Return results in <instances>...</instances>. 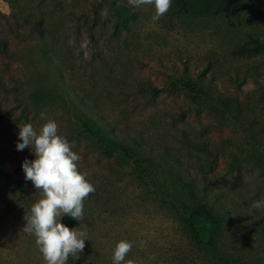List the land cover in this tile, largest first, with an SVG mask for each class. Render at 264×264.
Instances as JSON below:
<instances>
[{"label": "rangeland", "instance_id": "1", "mask_svg": "<svg viewBox=\"0 0 264 264\" xmlns=\"http://www.w3.org/2000/svg\"><path fill=\"white\" fill-rule=\"evenodd\" d=\"M2 2L0 38L8 41L17 60L40 69L35 48L11 30L24 10L35 11L41 4L42 21L60 37L66 89L60 99L50 88L52 81L45 82L42 89L29 92L42 101L30 99L25 111L18 94L0 93V105L8 112L0 121V169L8 176L0 174V264H46L35 235L22 231L24 215L42 197L41 190L24 179L21 168L25 159L35 157L29 148L16 150L19 126L31 123L39 129L45 123L41 113L57 123L59 134L80 156L78 170L95 188L83 201L82 220L60 219L69 229L87 234L83 252L78 259L73 257L79 264H113V250L121 240L133 244L126 260L134 264H177L173 257L179 243L178 221L166 202L174 192L171 181L178 175L191 178L203 191V200L226 214L229 225L223 237L228 246L248 241L252 252H260L264 259V208L251 209L253 202L264 200V173L230 171L220 152L224 141L241 143L233 121L230 126L219 124L205 109L193 108L181 92L169 88L182 76L201 74L218 92L244 103L251 100L256 109L244 113L257 126L264 124L259 115H264V0H241L237 7L216 13L198 6L183 13L171 0L169 11L158 21L151 19L153 5L133 7L127 0ZM112 4L123 5L132 16L116 23ZM45 38L50 42L52 36ZM71 39L75 46L69 45ZM83 39L91 42L88 58L79 51ZM255 41L261 49H254ZM4 67L0 64V77L6 81L8 75L23 76L24 71ZM80 116L108 135L140 143L138 149L149 161L142 167L148 170L150 187L139 179L130 160L98 147ZM187 139L205 144L214 155L207 158L191 149ZM259 141L264 148V135ZM258 225L263 230L256 231Z\"/></svg>", "mask_w": 264, "mask_h": 264}, {"label": "trees", "instance_id": "2", "mask_svg": "<svg viewBox=\"0 0 264 264\" xmlns=\"http://www.w3.org/2000/svg\"><path fill=\"white\" fill-rule=\"evenodd\" d=\"M3 1L10 4L14 2V0ZM174 1L178 6V10L183 13L190 12L191 8L196 6L204 12L216 13L220 10L233 9L241 2V0H195L194 4L192 0ZM111 9L114 10L117 16L116 23L118 24L132 16L123 5H115L114 7L112 4ZM44 13L41 4L36 6L35 11L24 10L23 18L16 19L13 16L16 19L14 22L15 29L11 30L14 36L24 39L35 48L39 55V62L42 64L41 69L34 63L25 65L17 60L15 53L9 47L8 41L0 38V58H4L9 62L6 64L1 61L0 64H5V69H8L10 65L24 71L23 76L20 78L8 75V81H6V77H0V93L12 92L18 94L16 98L23 103L22 111H25V106L30 102V99L42 101V98L38 95L30 97L29 92L33 91L35 93L37 90L42 89L45 82L52 81L50 88L60 99L61 95L63 96V90L66 89L63 77V62L59 57L61 45L58 41L60 37L56 35L57 31H54L52 26L44 24L42 21ZM2 17L6 18L3 15ZM54 17L55 15H52V18ZM23 24H25L24 27ZM47 35L52 36L50 42L45 38ZM255 43L254 49H261L260 44L257 41ZM69 53L72 54L71 51ZM233 80L236 81L237 78ZM9 82H11V85ZM148 87L153 90L152 87ZM169 88L181 92L193 108L205 109L217 118L219 124L230 126L228 122L233 121L234 129L241 133V143L234 146V143L224 141L220 152L222 156L227 157L230 171L240 172L247 169H256L264 173V148H261L259 141L264 135V124L257 126L244 113L245 109L250 112L256 109V105L251 100L249 101L247 98V102L244 103L235 95H225L218 92L211 83L206 82L201 74L182 76L172 82ZM87 105L90 107L88 103ZM7 114V109L4 110L0 105V121L4 120ZM259 115L264 118L262 113ZM80 118L79 120L86 132L96 139L97 145L102 151L130 160L138 168L139 179L144 185L150 187V178L145 173L148 170L142 167L144 162L149 164V161L142 157L140 149H138L140 143L137 140L118 139L114 134L108 135L100 130L90 120L87 121L81 116ZM186 145L193 150L202 151L207 155V158L214 155L213 151L205 144L195 143L187 139ZM0 174L8 179L2 169H0ZM171 187H173L174 192L170 193V199L166 203H168L178 221L176 228L179 243L173 257L176 259L177 264H264L261 253L258 251L253 253L248 241L234 248L224 242L223 236L226 227L229 225L226 214L220 213L203 200V191L195 187L191 178H182L181 175H178L171 181ZM255 230H263V227L258 225ZM261 240L264 243L262 237ZM66 264L79 263L72 256H69Z\"/></svg>", "mask_w": 264, "mask_h": 264}, {"label": "clouds", "instance_id": "3", "mask_svg": "<svg viewBox=\"0 0 264 264\" xmlns=\"http://www.w3.org/2000/svg\"><path fill=\"white\" fill-rule=\"evenodd\" d=\"M133 7L153 5V21H158L171 7V0H127ZM90 41L83 39L79 51L85 58L89 56ZM75 46V40H69ZM45 123L39 129L31 123L19 126L17 151L31 149L35 159H25L21 165L24 179L31 181L36 190H41L42 197L31 205L22 231L35 235V243L46 264H66L69 256L79 258L85 248L87 234L69 229L60 222L62 216H69L76 221L83 219V201L95 192L93 185L78 170L80 156L72 151V145L59 134L58 125L41 113ZM264 208V200L255 201L251 209ZM133 244L127 240L119 241L113 250V264H134L127 259Z\"/></svg>", "mask_w": 264, "mask_h": 264}, {"label": "crops", "instance_id": "4", "mask_svg": "<svg viewBox=\"0 0 264 264\" xmlns=\"http://www.w3.org/2000/svg\"><path fill=\"white\" fill-rule=\"evenodd\" d=\"M2 4H4V3L2 2V0H0V11L3 10V9L1 8V7H2Z\"/></svg>", "mask_w": 264, "mask_h": 264}]
</instances>
